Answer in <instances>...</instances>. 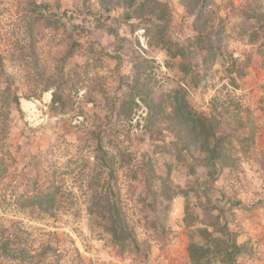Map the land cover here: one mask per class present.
Wrapping results in <instances>:
<instances>
[{
  "label": "rangeland",
  "instance_id": "obj_1",
  "mask_svg": "<svg viewBox=\"0 0 264 264\" xmlns=\"http://www.w3.org/2000/svg\"><path fill=\"white\" fill-rule=\"evenodd\" d=\"M158 1L166 4L171 12L174 37L191 36L192 18L185 13L182 2ZM47 2L37 0V4ZM50 5H53L52 11L61 15L55 28L48 24L47 12L33 6L31 9L35 12L27 14L31 17L30 29L22 36L18 29L27 13L23 0H0V53L8 57L4 70L14 76L12 88L20 97L19 109L10 104L4 112L7 128L0 142V225L6 229L13 223L18 224L21 240L34 256L30 264H167L163 259L170 260V249L187 245L182 222L187 202L198 221L205 224L211 223L222 208V222L236 233L238 241L250 244L253 238L250 234L257 229H260L258 236L264 234V125L256 135L255 144L246 156H240L234 170H224L211 178L207 168L192 169L194 154L180 155L175 137L165 128H161L160 134L142 129L146 110L141 103L129 120L105 110L111 97L121 95L136 74V61L148 59L146 74L151 75L155 101L165 90L180 84L178 72L170 68L171 60L160 46L149 41L146 24L124 20L125 8L115 0H106L104 4L98 0H50ZM247 5L248 0H214L215 12L224 24L223 50L231 53L244 68L245 74L237 81L240 90L233 93L253 110L261 125L264 76L258 70L260 60L255 54L258 45H248L246 37L239 36L240 10ZM244 27L249 31L251 25L245 22ZM261 43L264 46V40ZM68 46L73 51L65 64L67 77L72 83H77L79 78L84 80L79 66L88 65L85 83L78 87L90 85L99 92L89 103L82 97L85 91L81 90L72 96V107L58 111L50 107L49 91L28 97L32 82L26 79L19 63H12L9 57L36 53L37 66L31 61L27 68L34 72L37 67L48 75L60 67L59 59L67 53ZM89 46L95 53L88 51ZM96 53L103 56L99 59ZM220 64L212 68L198 89L189 91V102L200 112L208 113L214 87L221 89L222 84L228 83L220 72ZM117 87H120L118 91ZM228 90L232 93L231 88ZM219 132L227 135L232 128L224 122ZM97 135L102 138L103 149L115 158L112 189L140 244L139 257L122 253L93 221L88 210L89 198L79 188L81 184L76 177L83 162H93ZM118 150L129 153L131 160L119 157ZM87 166L89 170L90 165ZM149 170L160 178L150 183V187L146 183ZM52 171L56 187L74 197L77 204L67 206L68 201L62 199V204L50 213L28 207L29 196L48 186ZM158 183H164L168 189L164 215L150 207L151 191L159 188ZM195 186H205L211 192L199 193V198L194 199ZM183 191L187 192L186 198ZM155 207L161 208L159 198ZM157 217L161 221L155 229L153 222ZM257 235L254 234V241Z\"/></svg>",
  "mask_w": 264,
  "mask_h": 264
},
{
  "label": "trees",
  "instance_id": "obj_2",
  "mask_svg": "<svg viewBox=\"0 0 264 264\" xmlns=\"http://www.w3.org/2000/svg\"><path fill=\"white\" fill-rule=\"evenodd\" d=\"M98 1L104 4L106 0ZM115 1L125 8L124 20H135L146 24L145 31L149 41L160 46L166 58L171 60L170 68L178 72L180 84L165 90L159 100L155 101L152 97L154 84L150 83L151 75L146 74L148 59L136 61L134 65L136 74L126 84L125 91L121 95L111 97L105 110L109 111V114L114 112L117 118L129 120L141 103L146 110L142 129L146 133L160 134L161 128H165L175 137L180 155H188V152L194 154V159H191L195 161L191 165L192 169L207 168V175L211 178L222 174L224 170H234L240 156H246L255 144L259 125L253 110L248 105H244L240 97L233 93L240 90L237 81L245 74L244 68L239 66L237 59L231 53L223 50L224 24L215 12L214 0H180L185 13L192 18L193 34L185 39L174 37L171 31V12L166 4L158 0ZM23 4L27 13L25 12L22 17L18 29L22 36L27 35L30 29L31 17L27 14L35 12L31 9L33 6L41 9L42 12H47L50 18L48 24H51V27L55 28L61 20V15L52 11L53 5H50V0L39 4L37 0H23ZM239 18L241 25L239 36L244 35L248 45H258L255 54L260 60V68L264 71V52L262 51L264 46L261 43L264 40V0H248V5L240 10ZM245 22L251 25L249 31H246L244 27ZM72 51L73 48L68 46L67 53L59 59L60 67H56L55 71H51L48 75L38 71L37 67L34 72L27 68L31 61L32 65L37 66L36 53H18L15 57H9L12 63H19L26 79L32 82L28 89L31 96L28 97L37 96V92L49 91L51 92V109L65 111L72 107V96L82 90L85 91L82 95L85 101L92 103L93 96L99 91L90 85L78 87V84L82 86L85 83L88 65L79 66L84 80L79 78L77 83H72L64 72L65 64L72 57ZM88 51L95 53L92 46H89ZM250 54V56L255 55ZM96 55H99L100 59L103 53H96ZM7 60L8 57L0 53V142L7 128L5 110L10 104L17 109L20 106V97L12 88L14 76L8 75L4 70V63ZM226 60L228 63L224 64L223 61ZM219 62H221L220 72L228 83L222 84L221 89L214 87V94L209 100L208 113L200 112L189 102V91L198 89ZM228 76L230 77L227 78ZM223 80L224 78L221 77L220 81L223 82ZM119 88L117 87L116 90L118 91ZM228 88H231L232 93ZM223 92H225L224 95H222ZM224 122L232 128V132L227 135L219 132V126ZM122 125L125 127L126 124L122 123ZM94 138L93 162L88 163L87 160L83 162L76 177L81 184L79 188L89 198L87 199L88 210L93 221L100 225L122 253L139 257L140 244L122 214L120 201L112 189L115 158L103 149L101 136L97 135ZM118 154L123 160L125 158L131 160L130 154L126 151L118 150ZM262 157L264 158L263 152ZM150 162L149 160L146 163L145 168H150ZM87 165H90L89 170ZM159 179L149 170L146 183L150 187V183ZM158 185V189H155L153 193L151 191L150 207L164 215L166 202L169 199L168 189L164 183H158ZM56 186L52 171L48 186L31 193L27 199L28 207L50 213L62 204V199L68 201L65 205L74 207L77 200L69 193L61 192V188ZM193 191L194 199L199 198V193L211 192L205 186L202 188L195 186ZM183 194L186 198L187 192L183 191ZM158 198L161 205L159 209L155 207ZM222 210L219 208L214 220L205 224L198 221L190 210L188 202L186 203L182 222L187 238L186 252L189 264H241V261L252 256V246L247 242L240 243L236 233L222 222ZM160 221L161 217H157L153 222V228L156 229ZM21 234L17 223L11 224L6 229L0 225V264H30L34 256L21 240Z\"/></svg>",
  "mask_w": 264,
  "mask_h": 264
},
{
  "label": "crops",
  "instance_id": "obj_3",
  "mask_svg": "<svg viewBox=\"0 0 264 264\" xmlns=\"http://www.w3.org/2000/svg\"><path fill=\"white\" fill-rule=\"evenodd\" d=\"M253 68H257L256 65H253ZM258 70L263 72V76H264V71L258 67ZM264 125V122L259 125V131L260 128ZM257 132V134H258ZM260 232V229H257V231H255L254 233H251L250 235H253V238L250 239V245L252 246V251L253 254L250 258L245 259L243 261H241V264H264V234H262L261 236H258L257 234ZM254 234L257 235V238H255L254 241ZM240 243H244V241H239ZM171 250V257L170 260H166L163 259L164 262H166L167 264H189L188 263V256H187V252H186V247L183 248H172ZM165 264V263H164Z\"/></svg>",
  "mask_w": 264,
  "mask_h": 264
}]
</instances>
